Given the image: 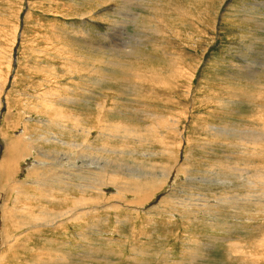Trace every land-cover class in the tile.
<instances>
[{
  "label": "rangeland",
  "instance_id": "rangeland-1",
  "mask_svg": "<svg viewBox=\"0 0 264 264\" xmlns=\"http://www.w3.org/2000/svg\"><path fill=\"white\" fill-rule=\"evenodd\" d=\"M132 2L0 0V157L20 134V163L29 154L47 164L51 153L55 179L63 157L65 175L71 154L84 160L73 120L36 116L60 93L80 98L71 106L93 123L86 142L110 167L104 175L119 163L118 182L155 185L118 200L138 205H97L34 234L13 232L14 201L35 205L37 224L57 222L61 207L43 185L19 184L22 198L12 189L1 212L0 264H264V140L248 143L264 131V0ZM101 110L115 129L104 134L118 139H94ZM49 130L64 144L48 141Z\"/></svg>",
  "mask_w": 264,
  "mask_h": 264
},
{
  "label": "bare ground",
  "instance_id": "bare-ground-1",
  "mask_svg": "<svg viewBox=\"0 0 264 264\" xmlns=\"http://www.w3.org/2000/svg\"><path fill=\"white\" fill-rule=\"evenodd\" d=\"M124 1L127 4H128V2H130L131 5L134 4L132 2V0H124ZM114 8L116 9V7H114ZM117 9H118V7H117ZM120 9L121 10L118 13L119 15L123 11V9H125V7L120 8ZM124 15H126L128 17H135L134 14L130 15V14L124 13ZM117 31H119L120 35H122L121 34V33H123L122 31H120V30H117ZM138 72H143V71H138ZM179 73L182 74V71H179ZM60 95H62V94L56 93V94L49 96L48 97L49 101H48V104L46 105V107H44L42 109H34L36 116L39 118V116L41 115L40 120H41L42 125H46L48 123H53V122H57V121L66 122V121L73 120L76 123L77 130H78V133L80 134V137L84 138V140H85L82 152L78 151V153H77V154L82 153V155L84 156V160L81 161L80 158L78 159V158L74 157L73 155H75V153L73 155L71 154L72 164L68 168L69 169L68 175H65V158L63 157L61 164H59V166L62 169L60 170V173H59L57 179H55L53 177V175H51L52 167L54 166V163L52 161L58 160V158H57V156L52 155L51 153H46L48 158H49V161H44V163L46 162L47 164L41 163L37 159L32 158L29 154H26L27 156H25V158L22 159L24 161L23 164L20 163V161H21L20 157L23 153L20 152L19 150H17L16 147H17L18 143L21 142L22 136L20 134H17L18 137L14 141H11V145L5 149V154L3 152V155L0 157V232H1V224H3V222H4V219H1V217H2L1 212L3 210L7 209V201H8L7 198H8L9 191H11L12 189L15 190V193H16L18 199L22 198V197H20V194H19V192L24 188V187L19 186V184H22V183L34 182V183H37L38 185H43L45 187V197L56 199L57 205L61 207V209H60L61 216L57 222H52L50 220H46L45 223H43V224H37L38 220L34 216V211L30 209V208H35L36 206L33 204H23V203L15 200L14 201L15 205H14V208H12L13 210H11V213L17 214L19 216H18L17 221L15 222L13 232H18V231L20 232L24 228L30 227L31 228L30 232H33L34 234L43 233L42 228L44 226L47 227V226L56 225L58 223L75 222V221L81 220L83 217L85 218V216H88L90 214V212L96 211L97 207H99L97 205H103L104 206L105 204H107L110 208L111 207L117 208V207L121 206L119 203L126 205V206L138 205L137 203H130L131 204L130 205V204L125 203L123 201L122 202H119V201H121L123 195L128 194L129 192L138 193L142 197H145V196H147L148 192H151L152 190H154L155 185L153 187H149V185H146V182L148 180L147 181H137V179H134V180H130L131 182H129V181L118 182V179L121 177V174L123 173V171L126 170L124 165H120L119 163L116 166H114L115 169L112 171L111 174H109L108 176L103 174L105 171L110 169V167H108L102 163L105 160H103L101 162V160H98V158L96 159L97 156L92 155V153H91L92 150L95 151L94 149H96L95 147H93L95 145L92 146V143L88 144L86 142L87 137H89V134L92 131V128L90 126L93 123L91 125L88 123L90 117L88 119L87 114H81V113L79 114L77 111H75L74 107L71 106V104L73 105L77 101H79L80 98L60 97L58 99H55ZM66 104L69 105L70 108H66V106H65ZM99 109H101V105H99ZM36 110H40L42 112L36 111ZM31 115H34V114H31ZM95 117H96V120H95L96 122L94 124L99 126V127L95 128L96 135H97L94 137L95 140L108 139V141H110V140L112 141L113 139L114 140H116V138L118 139V134L114 133V131L112 132V135H110V136L106 135L107 133L104 134V130L109 131V130H115V129H108V130L106 129V125L104 124V120H103V117H105V115L103 114L102 110L100 112H98V115ZM163 118H164V116L162 115V116H160L159 120H162ZM171 120H174V119L171 118ZM66 128L71 129V127H69L68 125L66 126ZM174 128H175V126H174ZM214 128L216 130H219L221 128L226 130V127H220V128L214 127ZM261 129H263V128H261ZM49 131H50L49 136L46 137L48 141H50L52 143L57 142L60 144H64V141L61 138L60 133L58 134L57 131H54V130H49ZM117 131H119L122 134L121 137H125V134H124L125 130H117ZM228 131L231 132V135H237V133L242 131V129L240 127H238V128L237 127H229ZM156 133H158V132H156ZM222 133H225V132H222ZM250 133H249V136L252 139H249L248 143H255V142H257V140H264V131L258 132L256 134V130H251ZM67 134H69V133H67ZM229 134H228V136H229ZM238 135H240V134H238ZM69 136L72 138H75L73 131L70 132ZM225 136H227V135H225ZM139 137L142 138V136H139ZM41 138L45 139V136H41ZM92 140H93V137H92ZM85 142H86V144H85ZM91 142H93V141H91ZM103 143H105V142H103ZM255 147H256V145H255ZM262 148H263V146H262ZM262 148H260V149H262ZM98 150H100V148ZM256 154H257V152H256ZM40 163H41V165H40ZM41 169L43 170L42 178H39V179H33V178L28 179L27 178L28 176L29 177L30 176L36 177L37 172ZM23 171L26 172V173L24 172L26 174L25 176L24 175L21 176V173ZM137 175L138 174L134 173L131 175V178H134ZM142 177H143V174H142ZM4 179L6 180V182H2ZM161 181L157 182V186L160 185V183H162ZM53 182H58V183L54 184ZM137 182H140V185H137ZM219 182H221V181H219ZM109 187H115L116 188L115 189L116 193H114L113 197H111V198H109V195L108 196L105 195L106 189ZM152 192H154V191H152ZM107 198H109V199H107ZM110 200H114V202H116V203H109L108 201H110ZM18 204L22 205V208L18 207ZM18 211H21V213L18 214ZM89 221H91V220H89ZM27 237L29 238V236H27Z\"/></svg>",
  "mask_w": 264,
  "mask_h": 264
}]
</instances>
